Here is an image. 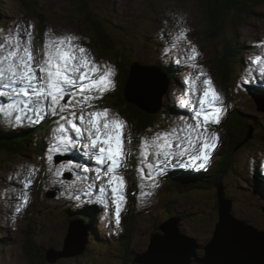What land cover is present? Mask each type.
<instances>
[{"label": "rangeland", "instance_id": "rangeland-1", "mask_svg": "<svg viewBox=\"0 0 264 264\" xmlns=\"http://www.w3.org/2000/svg\"><path fill=\"white\" fill-rule=\"evenodd\" d=\"M89 1L88 9L90 11L91 20H93L100 29H103L104 32H107L112 37L118 39L116 40L111 37L115 47L114 49L108 50L103 47L104 44L99 45L97 42L95 43L94 38H92L89 33V29L85 27V23L79 20L76 13H71L72 4L68 0H38L37 7L41 12L43 18L42 21L35 17L31 10H28L18 1L0 0V26H2V24L5 25L7 31L11 30L13 23L17 22H25L30 31H33V28L36 26L34 33V50L37 55L40 54V50L45 40V33L49 32V30H51V34L54 36L75 35L79 37L77 43L90 49L92 56L98 63L111 65L115 69V76L112 79L114 81L113 87L116 88L117 92L113 95L115 98H111V102L108 100L105 105L111 109L113 113L118 114L119 116L122 115L124 118H129L131 120L128 122L129 128L131 127L130 129L132 130V128L136 126L133 117L137 118V115L142 116V114L134 108L127 110L120 106L122 103L120 98L124 97L127 99L125 90L126 85H128L132 76L130 73L132 64L133 66L142 65L153 67L146 65L145 62H153L155 60V57L151 56L152 52L149 48L150 45L155 44L154 35L157 33L158 28L159 31L162 32L164 27H168V31L173 34V28L175 25L179 24L183 29H189L187 34H189L188 37L191 38V43H194L193 45L199 49L198 51L200 54L201 52L205 54V58H202L203 60L199 57L196 61L198 68H192V70L184 72V76L188 73L189 77L194 79L195 76L199 74V69L202 68L211 77L216 90L223 98V115L220 123L219 125H210L208 131L219 134L220 140L217 145L223 144L222 148H231L232 140L230 139L228 132H226L225 126L228 124L227 122L230 118L235 121V119L232 118L235 117L233 112L236 111L240 114L250 115L251 117L254 116L256 117L255 119L253 118V120L250 121L245 120L247 122L242 123L246 131L244 137L245 140L243 139L244 142L241 143L242 145L236 146V150H239V148L247 142L250 133H252V135L254 133L256 139L250 141L247 145H244L247 146V148L240 150L250 151L254 149L252 154L258 151L261 153L260 156L264 158V111H258V108H256V105L257 107L258 105H264V96L258 98L257 91L254 89L252 90L255 92V95L253 96L246 94L247 88L245 89L243 86H240L241 89H239V92L233 87V79L236 77H234V74H244L243 80L250 77L248 70V57L250 59L256 57V51L259 48L260 42L258 39H261V42H264V2L262 5V3L247 0L250 2V6L255 5L252 7L253 12L251 13V17L238 30L237 34L232 27L228 26L224 33L228 44L223 41V37V39L216 40L217 47H215L213 45L214 39L208 37L211 29L208 30L206 23H204L202 17L203 13L202 10L199 9L198 4L200 1L198 0ZM180 13L184 17H177ZM161 14L163 15V20L159 18ZM166 17L175 18L176 22L166 24L168 23ZM140 34H143L141 40ZM150 37L152 38L149 39ZM147 39L149 40L146 41ZM41 40L43 41L41 42ZM229 42L231 45H229ZM234 43L236 46L235 51H232V53L236 55L235 60L240 59V61H243L244 63L238 65L231 56L227 57L230 61L229 67L231 69V74L228 78L230 82L227 83V85H221L223 79L218 77L214 72V69L212 68V57L214 55L219 57L224 56L227 49H231V47L234 48ZM176 44H173V46ZM225 44L227 46L226 50L224 49ZM253 47L255 48L253 49ZM260 49L264 50V46H261ZM155 52H157V49ZM189 52L190 46L182 48L181 45H179L177 53H174L173 56H170L169 54L165 55V61L171 62L176 55L179 60H187L186 62L189 63V69L191 68V62L187 59ZM140 61H143V63ZM237 67L238 70L235 69ZM171 73L172 76L175 74V76H173L174 79L176 77V71L173 70ZM260 73L264 75V70L260 69ZM203 79V77H201L199 81L194 79L196 81L195 88L203 89ZM180 82H182V79L178 80V88H176V91H174L173 94L171 92L172 84L170 86L169 82V92H171L175 103L177 95L181 89L179 87ZM257 82V80L250 77L248 80L244 81L243 85L249 83L255 84ZM152 84L153 86L157 85L156 82H152ZM123 86L124 94L122 90ZM200 94L202 93H197V95ZM163 101H165L162 104L164 109L170 102V109L172 112V102L167 98L166 94ZM99 107H103V105H100ZM160 107L161 105L159 108ZM186 110H188L186 107L179 108V115L183 116V114L186 113ZM159 115L160 113L158 111L157 129H159L158 120L163 115L162 112L161 116ZM186 115H188V113H186ZM5 116V112H1L0 118L3 119ZM165 116L167 117L166 114ZM21 117L22 120L26 118L24 115H21ZM164 120L166 123L163 122V129H170L171 125L169 120L163 117V121ZM24 121L27 122L29 126H34L32 123H29V121ZM191 123L195 122L192 121ZM4 127L7 128V125L2 123V125H0L2 134L7 136L18 135V129L7 131V129H3ZM46 129L47 125L43 124V131ZM139 129L146 133L147 127L145 126L143 129ZM257 130H261L262 132H258ZM24 131H26V129ZM33 135L34 131L30 130V133L25 136L28 143ZM17 138L21 139L19 136H17ZM41 148L42 147L37 146L35 153L34 148L27 145V150H24L22 154L16 156L7 155L4 153V151H7H3L0 148V205L5 199L6 201H9V197L12 198V206L10 205L9 208H6L4 216L0 207V242L2 243V245H0V264H33L29 254L27 255L26 253L25 255L23 253V245L25 246V241L28 240L25 236L27 230H30L29 232L33 233V243L35 245H45L46 247L51 246V248L61 250L63 249L62 246L65 237L71 232L68 227L70 224L68 221L69 218L65 219V217L61 215L60 206H57L56 208L54 203H48L47 192L43 196L40 195L42 189L38 186H36L37 191L35 193V201L41 207L37 206L33 216L25 214L24 209L19 211L21 214H25L23 217L15 213L17 212V207L23 204L17 203L16 201H23L21 197L23 196L24 188L21 181L27 176V167L34 166L32 163L37 162V154L41 158L42 163L45 165L47 164L46 157L42 153ZM131 151L133 155L136 156L138 153V147L136 145H131ZM216 153L217 150H213L206 166L201 168V170L207 175L211 176L212 173L215 175L217 174V168L221 161H218ZM249 156V153H246V163L248 162ZM24 166L26 167L24 168ZM210 169H212V172L208 174V170ZM47 170L48 169H42L40 171V176L48 175L50 172ZM232 171V169H229V174H231ZM236 171H244V174L242 173L239 178L235 177L236 182L235 180L231 182L232 188L228 182L232 175L226 179L223 178L225 175L222 177L225 181V186L229 187L228 189L227 187L225 188L226 193L224 192V194L230 203V212L232 216L236 217L238 220L243 221V219H246L248 223H253L257 230H263L264 201L257 198L259 203H255V201L249 197L250 195H254V193L251 192L250 188V183L252 184L249 180L250 176L248 177L246 175L247 169L240 167L236 169ZM127 174L134 175L135 172ZM137 176L132 178L130 175H126V178L131 185L134 184V186L137 187ZM169 176L171 177L173 175L170 174ZM212 179L214 180L216 177L214 176V178L211 177L210 179H206V177L201 178L200 175L196 174L195 178L190 181H194L193 184H183L184 186H189L187 189H182L179 193L173 191L172 194L167 195V200L174 199V197L178 198L173 201H180L182 204L177 205H195L197 207H203L204 211L202 213L192 214L183 221L179 219L180 213L175 209L173 204L167 201L162 207L161 202H158V199H160L165 193L163 189H160L158 196L155 197V201L157 202L153 204L152 207L151 200H153V192L151 191V187V195L142 196L140 194L138 196V201L135 203L134 200L136 193L133 191V193L128 195V199L131 203H134L133 208L131 209V213L134 217L129 218L127 216V221L118 225L119 229L124 231H127L130 225L132 228L128 233L127 242L122 244V241H120L117 250L114 248L116 242L113 233L109 232V228L116 225L115 222H113L114 219H112L110 223H100L99 226L94 225V227L91 228V224H88V222L83 223L80 220H75V216H72V222H79L84 231H91V229H94L92 239L94 237L95 239H93L91 243L87 241L84 245V251L81 254L59 256L53 264H141L133 262L134 257L138 255L139 252L132 253L131 251L146 250L150 243L151 235L157 230V225L167 218H172V220L177 223V230L180 234L186 232L187 234L192 235L199 244L206 245L207 241L212 238V233L216 227V221L219 218V206L217 203L219 188L216 187L217 185L214 184ZM96 183L99 184L100 182ZM144 183L145 181L140 182V189ZM181 185L182 184H177L176 187H181ZM145 193H148V191ZM244 199L247 200L246 203L244 202ZM51 204H53L54 207H51ZM145 207H148V209H145ZM29 208L32 209L31 206H29ZM128 215H130V212H128ZM32 218H34L35 223H32ZM91 218L95 219L96 217L94 216ZM190 228L192 231H189ZM76 238L77 233L75 231V239ZM83 239L85 241L84 237ZM103 240H105L106 243H104ZM194 251L197 255L202 256L205 254V249L203 247H197ZM29 252L31 253V251ZM191 259L192 261L190 264H201L195 260L194 255H191ZM47 264H49L48 261Z\"/></svg>", "mask_w": 264, "mask_h": 264}, {"label": "snow or ice", "instance_id": "snow-or-ice-1", "mask_svg": "<svg viewBox=\"0 0 264 264\" xmlns=\"http://www.w3.org/2000/svg\"><path fill=\"white\" fill-rule=\"evenodd\" d=\"M21 31L19 28L9 30L7 36L0 37V97L11 101L6 108L0 107V112L14 108L32 113L39 121L46 117L55 118L53 123L56 126L52 129L53 136L46 152L47 171L56 177L63 176L65 171L94 172V177H81L77 171L76 180H92L89 187L97 186L95 182H100L99 194L110 198L115 206L116 224L119 225L127 189L121 170L128 167V159L132 155L129 147L132 137L124 119L108 107H99L95 103L114 86L112 78L115 69L111 65L98 63L90 49L76 43L79 37L75 35L54 36L49 30L37 55L33 50V32L26 31L21 35ZM186 38L187 29L182 28L176 39L180 41ZM189 44L187 59L191 67L196 69L200 53L190 41ZM260 46H264V42ZM253 62L264 63V54H257ZM200 77L204 78L203 89L193 88L190 95L195 98L183 102V106L191 113L188 119L195 123L182 118V123L172 125L170 130L157 131L151 136L140 138L136 171L141 181L151 182L148 185L150 187L159 186L156 183L157 176L173 160H178L185 167L193 164L204 168L211 152L217 147L219 134L208 129L210 125L220 123L223 98L202 68L194 79L199 81ZM198 92L202 94L196 95ZM15 119L19 122L22 117L16 115ZM70 133H74V136ZM75 137L81 138V143L86 141V154L89 160H94L96 167L93 169L76 164L69 159L57 162L58 166L54 168L53 154L63 155L71 151L77 143ZM150 156L153 157L151 161ZM185 156L188 157L187 162L183 160ZM40 171L35 166L27 167V176L21 181L24 188L21 197L23 204L17 207V212L27 203V190ZM141 195L151 193H145L141 187Z\"/></svg>", "mask_w": 264, "mask_h": 264}, {"label": "water", "instance_id": "water-1", "mask_svg": "<svg viewBox=\"0 0 264 264\" xmlns=\"http://www.w3.org/2000/svg\"><path fill=\"white\" fill-rule=\"evenodd\" d=\"M130 73L132 76L126 85V98L149 112L157 111L168 89L166 75L159 67L133 64ZM133 76L135 80L132 81ZM152 82L157 85L153 86ZM258 108L264 111V105H258ZM218 188L219 218L212 238L204 246V255L198 256L194 251L195 243L180 234L177 223L168 219L158 226L157 232L150 237L147 249L136 255L133 262L190 264L191 255H194L201 264H264V228L257 230L256 226L233 217L229 201L224 197L222 188ZM69 230L71 232L63 241V249L48 251L46 260L53 262L59 256L78 255L84 251L82 229L72 224ZM75 231L78 240L75 239Z\"/></svg>", "mask_w": 264, "mask_h": 264}, {"label": "bare ground", "instance_id": "bare-ground-1", "mask_svg": "<svg viewBox=\"0 0 264 264\" xmlns=\"http://www.w3.org/2000/svg\"><path fill=\"white\" fill-rule=\"evenodd\" d=\"M159 18L163 20V15L161 14L159 16ZM166 18H167V22L168 23L176 22L175 18H168V17H166ZM177 25H179V24H177ZM157 31L160 33V37H162L163 34H162V32L159 31V28H158ZM154 36H159V35L155 34ZM151 38L152 37H150L149 39H151ZM149 39H147L146 41H148ZM258 40H261V39H258ZM148 44H149V42H148ZM174 44H176V42H174ZM191 44L193 45L194 43H191ZM182 45L184 46L183 41H182ZM254 48L255 47H253V49ZM201 58H203V56H201ZM248 61H249L248 63H251L252 62V60L249 57H248ZM177 63H178V61L174 62V57H173V60L171 62H168V64L165 66V69H166L167 74L169 75V79H170L168 81V85H169V82H170V86L172 84V94H173L174 91H176V88H178V80L182 79V82L179 83V85H180L179 87L181 89H180V92L177 95L176 103L173 100V96L170 99V101L172 102L173 111L171 113H167L169 111L170 107H171L170 102H169L168 106H166L167 109H166L165 114L167 115V117L169 119V123H170L171 127L174 124L182 123V118L183 119H188L190 117L191 113H190L189 110H186L185 111V112L188 113V115H183V116L182 115H179V112L178 111H179V108L184 107L183 106L184 100H186L187 98H189L190 100L193 99V98H195L193 95H190L192 89L195 88V81L194 80H189L187 83H184V82H186V79L184 78V76L182 77L183 70H181L180 68L177 67ZM159 65H162V63H159ZM256 66L259 67L260 69H263L264 70V65L263 66L262 65L259 66L256 63ZM260 69H257V70L256 69H251L250 70V77L252 79H255V80L258 81V78H259V81H258V91H257V97L258 98H260L261 96H264V75H262L260 73ZM173 70L176 71V77L174 78L175 80L173 79V76H175V74H173V76H172V73H171ZM256 74L258 75V77L256 76ZM234 77H233L234 78L233 79V86H234V88L236 90L239 91V89H241L240 88L241 82L244 79V74H242V73H239V74H236V75L234 74ZM250 77H248L245 80H248ZM134 79H135V76H133V80ZM182 86L184 88V92L181 94V92H182ZM152 89H153V87H152ZM115 90L116 89H113V91H115ZM108 91H110V95H111V88ZM143 92L145 93V91H143ZM260 92H261V94H260ZM196 95H197V93H196ZM180 97H181V99H180ZM96 105L97 106L103 105V107H104V98L101 97L99 100H97V104ZM143 109L147 113L149 112L145 108H143ZM10 110H11V112H14V113L16 112V110L19 111L18 109H14V108H11ZM161 110H164V109H158L157 112L159 111V113H161ZM19 112L21 113V111H19ZM0 114H1V112H0ZM26 114L30 115V113H26ZM165 114H163L162 116H161V114L159 115V116H161L160 119L158 118L159 119L158 120V122H159V131H165V128L163 129V122L165 121V120L163 121V117H165L167 119V117L165 116ZM5 115L6 116L3 119L0 118V125H2V123H4V124L7 125V128L4 127L3 129H7V131H14V130L18 129V127L20 125L19 122H21V121L17 122V120L15 119L16 116L11 115V113L8 110L5 111ZM156 117H157V114H156ZM253 118L255 119L256 117L252 116V119L251 120H253ZM32 121H33V124L32 125H34L35 128L37 129V131L39 132L36 135V137L37 138H44L45 139V142L44 143L46 144V146H48L49 145L50 133H44V131H41L42 130L41 121L37 120L36 117H32ZM189 121H190V123L192 122L190 119H188V122ZM21 124H24L26 127L31 128V126H29V124L27 122H25V121H22ZM126 124H127V129H128L129 124H128L127 121H126ZM153 126L154 125H152L150 127H153ZM26 130H27L26 132L24 131V133H26L24 135H27L28 133H30V130L29 129H26ZM168 130H170V129H168ZM254 132H255V130H254ZM136 133H137V130H135L134 128H132V130L130 129V134H131V137H132V143H131V145L139 146V144H140V138L142 136H149V135L146 134V133H144L143 131H141V132H139V134L135 138ZM22 136H20V137H22ZM255 139L256 138L254 136V133H253V135H252V133H250L248 135L247 142L253 141ZM0 140L3 141L2 139H0ZM9 140L10 141H6L5 140L8 143L7 145H9V146H11V145L17 146V145H19L18 141L21 140V139L18 138V139H9ZM26 140L27 139L25 137V141ZM28 145H29V143H28ZM131 145L129 146L130 149H131ZM198 147H199V144L197 145V148ZM34 152H36L35 149H34ZM69 152H70L71 157L73 159H77L76 156H75V154L72 151H69ZM219 154L220 153L217 152L216 153V156L219 157ZM239 157H240V155H238V158ZM129 159L132 162L137 163L138 156L137 155L136 156H130ZM149 159H150V157H149ZM253 159H254V161L250 162V166L251 167L247 170L246 175L249 177V176L255 174V176L257 178L256 179V186L259 189H262L264 187V159H261V161L259 163L255 162V161H257L256 160L257 159V156L254 155V158ZM183 160L185 162H187V159H183ZM88 161H89V158H88ZM90 161L91 162H94V160H90ZM240 166H241V164L236 169H238ZM127 168H130L129 160H128V167ZM185 168L186 167L183 166V164H181L178 160H176L175 162H172L171 164H169V165L166 166L167 173H170V174L173 175L172 177L165 178V175H164V172H163V178L162 179L166 183L173 184V185H168L166 188L163 189V191H165L166 194L168 193V191H171V194H172V192L175 191V187H176L177 184H182L181 185V189H185V186L183 185L184 183H187V181H185V178L188 177L189 179L191 178L193 180L195 178V175L192 174V173H194V172L200 173V171L197 170L195 167L194 168L187 167L189 169V173H184L183 170ZM244 168H246V166H244ZM79 174H80L81 177L84 176V173L82 171H79ZM243 174H244V172H243ZM180 175H182L181 178H184L183 180H180ZM238 175H239L238 171H236V172L232 171V178H233V180H235L236 178L241 177V174L239 176ZM235 182H236V180H235ZM259 184H261V185H259ZM96 188H97V186H96ZM61 191L67 197L66 202H64V204H61L60 205L61 214H66L67 216H70L72 214H78V215H80L83 218L84 222H88V224H91V228H93L94 225L95 226H99L98 225V220L96 218L95 219H92L91 218L94 215V212L95 211H93L91 209H88L86 207H91V208L96 209V210H107V208H110L111 209L110 204L107 201V198H104L102 194H99V189L96 190L97 192H93L92 190L89 189V187L85 183L80 184V186H78L76 189H70V188H68V187H66V186L63 185L61 187ZM44 193H45V191L42 190V192H41L40 195L43 196ZM253 193L256 196V198H259V199H261V201H264V195L260 191L255 190V192H253ZM72 194H75V195L79 196L80 201L79 202H76V201L70 200L69 195H72ZM60 203L61 202L57 200L56 201V206H58ZM177 204H182V203L180 201L174 203L175 209L180 213L179 219L181 221H183L187 217L191 216L192 214H199V213H202L204 211L203 207H197L195 205L187 206V205H177ZM76 205L77 206L81 205V206H79L78 208H76L75 207ZM84 205H85V207H83ZM127 205H129V204H127ZM8 206H9V204H8ZM11 206H12V204H11ZM29 206H31L32 209H30ZM37 206H39V205L36 203V201H35V203L32 202L31 205L29 204V202H27L22 207V209H24L25 214H29V216H31V215L33 216L34 213H35V209L37 208ZM39 207H41V206H39ZM124 208H125V206H124ZM106 213L107 214H102V215L105 216V217H112V210H110V211L108 210V211H106ZM127 216L129 218L131 217L130 215H128V212L121 211L119 224L122 223V222H126L127 221V218H126ZM113 218L115 219V216H113ZM111 221L112 220H108V221H106V223H110ZM32 223H35L34 218H32ZM115 223H116V220H115ZM190 229H189V231H192V229L191 230ZM111 230L109 229V232H111V233L114 232L113 233V236H116V237H119V238H124L125 232L124 231H121L119 229V227H118L117 224L115 226H113L111 228ZM184 233H186V232H182V235H185L188 239L192 240L195 243V249L197 247H201V248L203 247L204 248L205 244L204 245L203 244H199L196 241V239L192 237V235L187 234V233L184 234ZM82 234L84 235V229H82ZM152 252H155V251L153 250Z\"/></svg>", "mask_w": 264, "mask_h": 264}, {"label": "trees", "instance_id": "trees-1", "mask_svg": "<svg viewBox=\"0 0 264 264\" xmlns=\"http://www.w3.org/2000/svg\"><path fill=\"white\" fill-rule=\"evenodd\" d=\"M23 6H25L28 10H31L34 13V16L39 18L41 21L43 20L41 12L38 10V0H16ZM72 4V12L73 14L76 13L79 20L81 22L85 23V27L89 29V33L91 34L92 38H94L95 43L97 44H104V48L111 50L114 49L113 40L111 38V35H109L107 32H104L103 29H100L96 23L91 20L90 11H89V0H68ZM200 1L199 9L202 10L203 13V20L204 23H206L208 30L211 29L210 34L208 35L209 38L214 39L213 45L217 47L216 40L217 39H223V41L228 44L227 39L224 36V33L228 26L232 27L234 31L238 32V30L246 23V21L251 17V13L253 12V8L255 5L250 6V2L247 0H198ZM256 3H262L264 0H249ZM211 42V41H210ZM224 46V49L226 50L227 46ZM229 45L231 43L229 42ZM234 48L231 47V49H227L226 54L224 56L219 57L214 55L212 58V68L214 69V72L218 77L223 79L221 84L227 85V83L230 82L228 79L231 74V69L229 67V60L227 57L231 56L232 58L236 57L235 54L232 53V51H235V43L233 45ZM129 72V71H128ZM123 94H124V86L122 87ZM115 90V94H116ZM122 103L120 106L127 107V108H134L138 112L142 114L137 115V118L133 117L135 123L138 125L134 126L133 128L137 130V133L135 135V138L141 132L139 129L141 125L146 126L147 124H150L155 114H149L147 113L142 107L139 105L133 103L132 101H129L128 99H125L124 97L120 98ZM129 102H128V101ZM171 109L167 113H170ZM235 117H232L235 119L233 121L231 118L228 120V124L225 126L226 132H228V135L231 142V148H226L224 151L221 162L219 163V167L217 168V174H213L209 177H206V179H210L211 177L216 179H212L214 181V184L217 185L218 182L222 181V177L224 179L229 178V169H231V162L235 155V147L238 145H242L241 143L244 142V137L246 135V131L242 125V123L247 122L245 120L250 121L252 117L250 115H244L237 113L236 111L233 112ZM152 126V125H150ZM27 131V130H26ZM25 131V132H26ZM2 134V133H0ZM24 131L22 133H18V135H11L7 136L5 134H2L0 139V148L4 151L7 155L16 156L19 154H22L24 150H27L28 141H25ZM23 135V136H22ZM17 136H22L21 140L18 141L19 145L17 146H9L6 141H10L9 139H18ZM244 139V140H243ZM6 140V141H5ZM250 142H246L243 145H247ZM247 147V146H245ZM204 180V179H203ZM230 186H231V178L228 180ZM225 184V181H223ZM229 188L228 186H225V188ZM182 191V189H180ZM26 245H23V253L26 255L29 254L30 259L33 261V264H47L46 255L47 250L45 249V246L43 245H35L33 242L32 234L29 233L26 235ZM127 242V239L125 240L124 244ZM0 245L2 243L0 242ZM31 251V253L29 252Z\"/></svg>", "mask_w": 264, "mask_h": 264}]
</instances>
